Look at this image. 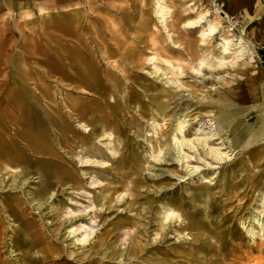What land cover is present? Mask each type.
I'll use <instances>...</instances> for the list:
<instances>
[{
	"label": "rangeland",
	"instance_id": "1",
	"mask_svg": "<svg viewBox=\"0 0 264 264\" xmlns=\"http://www.w3.org/2000/svg\"><path fill=\"white\" fill-rule=\"evenodd\" d=\"M191 1L166 0L168 31L178 46L158 26L152 0L77 9L12 0L0 8V217L7 264H30L25 251L38 235L57 251L52 264H264V137L236 147L215 119L221 97L250 107L240 116L247 121L264 114V35L255 27L264 18V0H255L251 15L233 16L214 1L217 7L197 2L196 13ZM207 9L235 39L233 50L245 40L247 52L233 64L219 61L234 59L221 57L219 34L203 41L199 28L183 26ZM85 48L97 61L104 52L121 59L130 81L123 73L105 79L100 63L95 89L81 93L78 86L89 79L73 58ZM164 59L184 89L168 81L173 75ZM252 82L259 84L254 90ZM256 104L262 109L251 108ZM75 106L86 110L81 120L100 115L107 128L81 127ZM184 118L187 139L216 138L185 147L191 157L182 164L173 136H180L176 124ZM210 148L226 154L217 161ZM193 167L198 170L189 172ZM171 205L184 221L165 219ZM194 221L203 227L186 228Z\"/></svg>",
	"mask_w": 264,
	"mask_h": 264
},
{
	"label": "bare ground",
	"instance_id": "2",
	"mask_svg": "<svg viewBox=\"0 0 264 264\" xmlns=\"http://www.w3.org/2000/svg\"><path fill=\"white\" fill-rule=\"evenodd\" d=\"M189 5L194 7V9H193L194 12H196V13L199 12V7L196 6L195 1L190 2ZM211 5H212V7H217V5L215 3L211 2ZM152 6H153V13H154L155 17L157 18L158 26L165 29L167 31L168 40L174 46H178L173 39L172 33H170L168 31V20L172 15L171 14L172 9L167 5L166 0H152ZM211 12H212L211 9H207L205 13L199 14L197 17L189 19L186 22H184L183 26L186 28H199V36L202 38L203 41L212 40L215 38L216 35L219 34V36H220L219 37V39H220L219 44L221 46V57H224V56L229 55L231 53L234 54V59L231 62L225 61V59H223V58H220L219 61L221 62L222 65L228 64V63L233 64L236 59H239V58L245 56V54L247 52V50L245 49V46H244L245 40L243 38L240 39V44H242L241 48H237V49L234 48V50H233V46L235 45V39L229 38V37H227V35H225L224 32H226V29L224 28L223 25H221V21L216 22L212 18L213 15L211 14ZM223 16L226 17L225 14ZM71 32H73V31H71ZM90 49H91V47H90ZM85 50H86V52L85 53L83 52L84 56H81L80 58H78V57L76 58V55L78 53L77 52L75 55V58H73L74 65L76 64V65L80 66L81 68H79V71L82 72L83 75L89 79V83H84V85L82 84L81 86H78V90H81L80 91L81 93H83V94L87 93V94L91 95V93H92L91 90L95 89L93 87V83H91V82H92V80H95L96 78H98L99 70H101L100 68L104 67V69L102 70V72L104 73V78L105 79L108 78L109 81H111V80L113 81V79L116 80L117 75L121 74V73H123V75L125 76L126 69H125L124 64L122 63L121 59H117L116 56L111 55L108 52H104L103 59L100 61H97V59L94 58L96 56V52H91L92 50H89L88 48H85ZM82 51H83V49H82ZM97 54H98V52H97ZM91 56H94V57H91ZM150 60L156 61L157 57L153 56L150 58ZM164 61L166 64L169 65V69L173 75V77H171L168 81L170 83H172L174 86H176L177 89H184V85L178 81L177 74L174 71L175 66L172 64V62L170 60L164 59ZM100 63H103V65H102L103 67H101ZM202 64L205 65L204 62ZM159 71H160V74L166 75L168 77V72H164L163 68L161 70L160 67L155 65V72L158 73ZM78 76H80V74ZM78 76H77V78H78ZM125 78H126V82L128 83V81H130V77L125 76ZM115 84L117 85V83H115ZM116 85H114V87H117ZM257 85H258V83L252 82V83H250L249 86H250V88H252L254 90L257 87ZM252 93H254V92H252ZM222 98H224V97L217 99V101L215 103L220 108L215 119L225 126L228 135L230 137H232V142L236 147H241L244 145L251 144L252 142H254L256 140H260L261 138L264 137V114L261 113V111H259L262 109V108H259V105L256 104V105L251 106V108H256V109L259 108V110H258L259 114H258V117L256 118V120L254 122H250V121L245 120V118L240 117L241 115H243L245 113V111L250 109V107L245 106V105L244 106L235 105V103L232 100L226 99V98L222 99ZM76 104H78V102ZM71 111L72 112L77 111V114H80V115H78V117L80 118L79 125L81 127H84L85 129H87L94 122L103 125V127L105 129L107 128V124L104 123V119L102 117H100V115H95V118L90 120L91 123L90 122L86 123V121L81 120V118L84 116L83 112H86V110H84V108L78 109L77 106H75V107H73V109ZM185 122H186L185 118L178 120V122L176 124V130L180 134V136H178L177 134L173 136V139L175 140L174 145L176 146L177 152H178V156L176 157V160L182 164H185L186 159L191 157L189 154H187L184 151L185 147H188L190 150L195 149L196 143H199V144L206 146L208 138H210V139L216 138V136H214L215 134H213L212 137H208V138L196 137L193 139H187L186 135H185ZM260 122H262V124H260V126L258 128H256L255 125L259 124ZM162 152H164L163 149L160 150L159 154L157 155V159H162L161 155H160ZM167 153H169V151ZM207 154L214 157L217 161H220V160H222V156H224L226 153H223V155H222L218 150H215L214 148H210V150H208ZM186 168L188 169V166H186ZM197 170H198L197 167H195V168L193 167L190 169L189 172L193 173V172H196ZM204 180H205V182H210L206 178ZM118 198L119 199L123 198V195L118 196ZM261 200L263 201L262 205L264 207V195L261 197ZM171 206H170L171 208H169L167 210V214L165 215V219L166 220H172V219L176 218L178 220L184 221L185 216L183 217L181 213L177 212V210H176L177 206H175V207H174V205H171ZM262 214H263V210L258 213V215H260V216ZM263 218H264V214H263ZM258 223L260 224V221H258ZM2 226H3V220L0 217V264H7L6 260L2 259V256H3L2 248L3 247L1 245H3L4 241H5V232L2 228ZM202 227H203V223H200L199 221H194L191 224L188 223L186 226V228H188L190 230H198ZM261 227L264 230V221H263V223H261ZM250 233L253 236L256 235L255 231L252 228L250 230ZM262 235H264V232L262 233ZM17 246H18V244H17ZM18 247H21V245L19 244ZM27 248L28 249H27V251H25V255H26V257L30 258V260H31L30 264H52V262L54 261L53 256L57 253V251L55 249H53L52 247L44 246L39 235H38V241L28 243ZM212 251L215 253H219V250L218 249L216 250L215 248H213ZM11 252L14 253V252H16V250H12ZM33 252L35 253V255H33L32 256L33 258H31V255ZM36 254H38V255H36ZM43 254H46V255H43ZM258 255H259V253H258ZM255 258H257V257H255ZM249 262H251V260L248 259V261L243 262V263L240 262V263L241 264H249ZM255 262H256V264H258L257 261H255Z\"/></svg>",
	"mask_w": 264,
	"mask_h": 264
},
{
	"label": "crops",
	"instance_id": "3",
	"mask_svg": "<svg viewBox=\"0 0 264 264\" xmlns=\"http://www.w3.org/2000/svg\"><path fill=\"white\" fill-rule=\"evenodd\" d=\"M12 0H0V8H7L10 5ZM14 1V0H13ZM32 1V0H31ZM38 1L39 7L46 6L48 8H70V9H77V8H92L97 7L108 0H35ZM219 2L221 8L230 12V14L237 15L240 13L241 15L245 12H248L251 15V12L255 10V0H192L191 2ZM198 5V4H197ZM253 10V11H252ZM253 20L249 21L247 25H249ZM255 27L258 29L259 33L264 35V18L260 19ZM259 86V84H258Z\"/></svg>",
	"mask_w": 264,
	"mask_h": 264
},
{
	"label": "built area",
	"instance_id": "4",
	"mask_svg": "<svg viewBox=\"0 0 264 264\" xmlns=\"http://www.w3.org/2000/svg\"><path fill=\"white\" fill-rule=\"evenodd\" d=\"M217 5H219V4L217 3Z\"/></svg>",
	"mask_w": 264,
	"mask_h": 264
}]
</instances>
